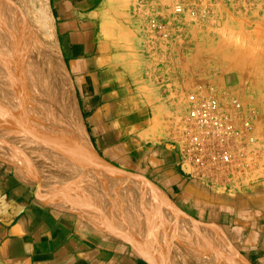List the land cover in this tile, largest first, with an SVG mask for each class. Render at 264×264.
Instances as JSON below:
<instances>
[{"label": "rangeland", "instance_id": "1", "mask_svg": "<svg viewBox=\"0 0 264 264\" xmlns=\"http://www.w3.org/2000/svg\"><path fill=\"white\" fill-rule=\"evenodd\" d=\"M177 3L196 5L195 16L177 14L174 11ZM104 4V32L113 42L116 60L122 63L125 73L145 86L140 92L142 98L149 101V82L164 75L166 63L167 77L182 74L188 79L181 96L182 106L170 113L154 112L148 127L139 132L140 138L172 142L186 112V94L198 86H212L231 94L244 108L254 110L257 154L255 165L239 175L228 189L236 193L251 192L264 179V0H104ZM33 6L34 0H0V147L10 156L7 160L0 159L19 179L23 173L37 180L33 184L37 188L38 183L40 187L36 191L34 185L32 188L36 198L44 199L46 194H53L58 200H48L52 204L49 206L75 215L93 235L102 231L111 234L119 219L127 217V229L136 235L143 249L151 250L158 264H226L223 255L227 254L248 264L228 245L224 232L214 224L208 226L185 218L195 226L219 230V241L185 228L182 225L185 220L167 209V197L161 191L151 188L156 193L144 195L143 205L125 195L123 191L127 188H122L116 180L111 181L115 173L131 174L141 180L145 176L110 166L92 148V153H88L86 144L90 138L84 121V125L79 126L72 118L68 135L64 128H53L54 131L48 133L51 147L45 140L43 144L42 139L25 144V133L15 125H7L16 109L10 100L28 85L27 79H33V66L41 61L45 63L48 81H45L47 89L40 96H34L40 102L39 109L54 115L55 109L62 110L63 115L70 108L61 70L50 53L45 52L49 40L43 33L42 20L37 17L40 21L36 22L32 14ZM152 18L166 22V36L151 26ZM39 73L42 74L40 70ZM11 76L15 80L10 79ZM31 94L33 92L29 91L27 95ZM74 123L78 125V133L85 137V143L79 138ZM64 142L68 143L65 150H57V145L60 147ZM52 144L56 150H49ZM39 145H43V150ZM135 228L141 233H135ZM101 235L103 239L115 241Z\"/></svg>", "mask_w": 264, "mask_h": 264}, {"label": "crops", "instance_id": "2", "mask_svg": "<svg viewBox=\"0 0 264 264\" xmlns=\"http://www.w3.org/2000/svg\"><path fill=\"white\" fill-rule=\"evenodd\" d=\"M46 4L63 68L102 160L145 176L193 220L223 231L228 245L248 264H264V179L249 193L194 181L179 167L170 140H143L138 135L154 112L170 113L182 106L187 77H167L166 63L164 75L149 82L147 101L140 94L145 86L125 73L104 32V0ZM32 10L38 22L35 4ZM33 185L0 159V203L12 212H0V264H151L118 237L104 231L93 235L75 215L37 201Z\"/></svg>", "mask_w": 264, "mask_h": 264}, {"label": "built area", "instance_id": "3", "mask_svg": "<svg viewBox=\"0 0 264 264\" xmlns=\"http://www.w3.org/2000/svg\"><path fill=\"white\" fill-rule=\"evenodd\" d=\"M174 11L195 16L196 5L177 3ZM150 23L163 36L167 35L163 19L152 18ZM185 108L172 143L179 167L190 179L225 188L255 165L253 109L244 108L237 97L212 86L189 91Z\"/></svg>", "mask_w": 264, "mask_h": 264}, {"label": "bare ground", "instance_id": "4", "mask_svg": "<svg viewBox=\"0 0 264 264\" xmlns=\"http://www.w3.org/2000/svg\"><path fill=\"white\" fill-rule=\"evenodd\" d=\"M34 4H35L36 10H37L36 17H38V18H40L42 20V22H43V27H42L43 33L47 36V38L49 40V47L46 45L47 50H45V52L47 51V52L50 53L52 59L54 60L55 64L57 65L56 67L58 68V70H61V73H62L61 74L62 86H63V90L65 91V94L67 96V101H68V105L70 107L69 108L70 112L67 110L66 114L62 115L61 114L62 110L58 111V110L55 109L56 115H54V114H50L48 112H43V111H41L39 109L38 106H39L40 102H39L38 98H36V97L40 96L43 93V91H45L47 89L46 88L47 83H45V81H48V77H47V73H46V66L44 65L45 63H44V61L43 62L41 61L39 63H36L33 66L34 69H32V74H31V75H34L33 79H31L32 77L30 78V81L27 79L26 83H28V85L26 84V86H24L23 88L20 87L21 89L19 90V93L17 94L15 99L14 100L13 99L10 100V103H11L13 109H14V107H16V109L14 111H12V115H10V121H9L10 123L7 124V125H9V126L10 125H15L17 130L23 131L25 133V135L23 136L25 144L29 143V142L33 143V142L38 141V139H42L41 142H43V140H45L46 143L49 144L50 147H51V144L49 143V138L50 137H49L48 133H52V131H54L53 128H55L56 130L64 128L65 131L64 130H62V131L66 132V135H68V131L70 129V121L72 120V118L77 121L76 124H78L79 126L80 125H84V123H83V117H82L81 111H80V109H79V107H78V105L76 103V100H75V97H74V94H73V91H72V87H71V84H70L69 77H68V75H67V73L65 71V68H63L62 60L60 58L57 46H56L55 41H54L53 30H52V25H51V22H50V19H49V12H48V8H47L46 0H34ZM43 60H45V58H43ZM39 70L42 72V74L39 73ZM43 71L45 73H43ZM12 77L13 76H11L9 78L11 79ZM12 79L15 80L14 77ZM22 79H23V77H22ZM18 81H19V79H18ZM11 82H12V80H11ZM21 82L23 83V81H21ZM21 82H19L18 84L21 85ZM15 89H17V87ZM11 90H13V89H11ZM6 91H7V89H6ZM29 91L33 92V95L32 94L31 95H27ZM1 92H2V89H1ZM15 92H17V90ZM22 93H24V94H22ZM34 96H36V97H34ZM44 98H46V97H44ZM43 100H45V99H43ZM31 101H32V103H30ZM10 103H9V105H10ZM23 104L25 106H23ZM30 104H31V106H30ZM54 106H55V104H54ZM54 106H52V107H54ZM0 109H1V107H0ZM42 113H43V116H42ZM8 120H7V122H8ZM74 125H75V123H74ZM77 126L75 125L76 131L78 130ZM9 130H12V128L10 127ZM77 133H78V131H77ZM78 135H79V138L81 139V141L83 143H85V141H86L85 137L83 135H81L80 133H78ZM87 141H88V143L86 144V148H87V151H89L88 153H90V154L92 153L90 148H92L94 150V152H96L95 149L93 148L92 143L90 142V140L87 139ZM61 142H63V141H61ZM65 142H67V141H65ZM65 142H64V145H62L60 143L61 144L60 147L57 145V150H58V148H60L61 151L65 150V147H67V145H68V143H65ZM43 144H44V142H43ZM47 144H45V146ZM65 144H67V145L65 146ZM69 146H70V144H69ZM42 147H43V145L40 146V148H42ZM50 147H49V150H51V151L52 150H56L55 147L53 146V144H52V149H50ZM41 150H43V148ZM9 157L10 156L8 155V153L0 147V158L7 160ZM81 167H82V165H81ZM98 167H99V165H98ZM74 177H76V176H74ZM21 179H22L23 182L25 181L27 183H33V181H35V182L37 181V180L32 179L30 175L23 174V173H22ZM77 180H79V178ZM115 180L117 182H119V185L122 188H127L125 190L126 192L123 191L124 194L128 195L131 198H133L135 202L140 201V203H141L142 201H146L144 195H146V197H147V195H151V196L155 195L156 190L161 191V193H163L166 196L164 191L161 188H159V186L155 185L153 182H151L146 177H144V180H141L138 177H136L134 175H131V174L115 173L114 176H112L111 181H115ZM54 182L56 183V181H54ZM66 183H67V181H66ZM80 183L82 184V182H80ZM37 185H38L37 188H39L40 184L37 183ZM66 185H69V184L67 183ZM79 186L80 185L78 184V187ZM71 187H72V185H71ZM80 188H81V186H80ZM151 188H153V189L155 188L156 189L155 192H154L153 189L151 190ZM157 197H160V196H157ZM36 199H37V201H39V202H41L43 204H46V205H52V204H49L50 202L48 200H51V199L58 200V198L54 197L53 194H46L44 199H41V198L40 199L36 198ZM166 203H167V207L168 208L166 207V205L164 207H166L172 213H174L175 216L176 215L180 216V217H182L185 220V222L182 223V225L183 224L185 225V226L183 225L185 228L187 227L193 233H196V234H199V235H206V237H207V234H208L209 237L211 236L213 239H216L217 241H219L218 230H215L212 227L211 228H207V227H200L201 225L200 226H195V225L191 224L185 218H187V217L190 218V219H192V218L190 216H188L187 214H185L184 212H182L171 201V199H169L168 197H167ZM177 210H179L181 213L179 211H177ZM172 213H171V215H172ZM180 217H178V218H180ZM126 218H124L125 220H121L122 218L119 219V223H117L118 225H116L115 231H113L111 234L116 236V237H118L119 239H121L122 241L127 243L128 245H130L132 251L136 255L146 259L151 264H158L157 260H156L157 257H155L151 253V250L148 248V250H150V252H149L146 248H145L146 250L143 249L142 246H141V243L139 242L140 240L137 239V237H136V235L134 233H132L131 231H129L127 229V226L125 224V221L127 223V219ZM131 222H132V220H131ZM137 226H139V225L137 224ZM135 227H136V225H135ZM137 231H138L137 228H135V233ZM141 231H142V229H141ZM139 232H140V230L137 233H139ZM107 233H109V232H107ZM137 235L140 236V234H137ZM139 239H141V236L139 237ZM118 241H120V240H118ZM145 246L146 245H143V247H145ZM225 252H226V250H225ZM229 255L228 254L227 255H223V258L226 261V264H243L242 261L234 259L233 257H231ZM221 259H222V256H221ZM220 262H222V261H220Z\"/></svg>", "mask_w": 264, "mask_h": 264}, {"label": "water", "instance_id": "5", "mask_svg": "<svg viewBox=\"0 0 264 264\" xmlns=\"http://www.w3.org/2000/svg\"><path fill=\"white\" fill-rule=\"evenodd\" d=\"M0 212L3 215H12V212H10L9 206L2 205L1 203H0Z\"/></svg>", "mask_w": 264, "mask_h": 264}]
</instances>
